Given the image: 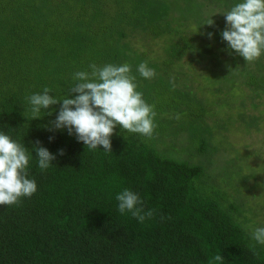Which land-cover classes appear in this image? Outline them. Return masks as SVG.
Returning <instances> with one entry per match:
<instances>
[{
  "label": "trees",
  "instance_id": "1",
  "mask_svg": "<svg viewBox=\"0 0 264 264\" xmlns=\"http://www.w3.org/2000/svg\"><path fill=\"white\" fill-rule=\"evenodd\" d=\"M239 2L0 0V132L28 149L37 184L0 205V264H210L217 254L212 264H264L250 238L264 225L235 194L255 174L220 155L225 132L264 130V53L248 64L221 35L222 13ZM92 64L130 66L156 113L151 138L117 125L112 151L86 149L52 125L62 101L51 116L24 117L26 96L45 87L74 98V74ZM36 141L56 157L46 170ZM124 189L151 218L119 212Z\"/></svg>",
  "mask_w": 264,
  "mask_h": 264
},
{
  "label": "clouds",
  "instance_id": "2",
  "mask_svg": "<svg viewBox=\"0 0 264 264\" xmlns=\"http://www.w3.org/2000/svg\"><path fill=\"white\" fill-rule=\"evenodd\" d=\"M222 14L226 19V28L221 35L228 49L234 50L248 64L260 58L264 53V0H242ZM206 24L213 25L214 21L210 19ZM89 67L92 69L90 73L78 71L74 74L77 82L70 89V97L75 94L74 98L57 99L49 94L52 90L45 87L42 94L26 96L29 107L24 117L32 121L51 116L52 112L47 110L62 101L59 114L51 123L55 129L67 128L69 134L74 133L78 141L86 145V149L103 146L105 151H112L110 138L117 125L126 133H139L151 138L156 113L153 106L142 99L143 94L137 91L135 77L130 75V66L106 64L98 68L92 64ZM137 71L146 79L156 74L154 69L147 66V62L140 63ZM42 109L44 115H41ZM32 151L38 157L41 170L49 168L56 159L39 141L35 142ZM30 159L28 149L23 144L0 132V205H16L20 198L31 197L37 191L35 180L27 178ZM116 200L121 214L130 212L140 223L153 215V211L145 212L143 207L138 206L143 202L131 190L124 189L117 194ZM250 238L264 245V227L252 230ZM250 247L254 248L255 245ZM223 259L222 255L217 254L210 264L222 262Z\"/></svg>",
  "mask_w": 264,
  "mask_h": 264
},
{
  "label": "rangeland",
  "instance_id": "3",
  "mask_svg": "<svg viewBox=\"0 0 264 264\" xmlns=\"http://www.w3.org/2000/svg\"><path fill=\"white\" fill-rule=\"evenodd\" d=\"M157 44L153 48H157ZM225 143L220 155L243 162L246 173L255 174L244 181L237 196L245 201V209L254 213V219L264 225V130L247 131L235 128L224 133Z\"/></svg>",
  "mask_w": 264,
  "mask_h": 264
}]
</instances>
